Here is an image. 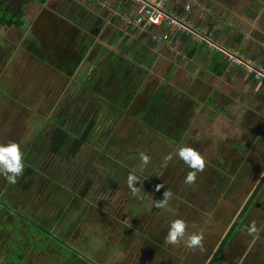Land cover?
<instances>
[{"label": "trees", "instance_id": "16d2710c", "mask_svg": "<svg viewBox=\"0 0 264 264\" xmlns=\"http://www.w3.org/2000/svg\"><path fill=\"white\" fill-rule=\"evenodd\" d=\"M46 1L0 0V27L23 29L29 2L43 4ZM55 24L58 33L47 31L35 22L32 28L34 35L27 50L31 56L47 61L51 67V83L57 81L59 86L71 83L76 86V91L79 87L80 92L71 93V97L65 95L56 104L54 101L51 117L42 123L34 120L32 130L28 126L29 119L33 114L42 116V112L28 107L30 118L23 122L22 129L20 124L9 128L7 133L0 132V143L15 142L20 146L24 163L22 174L14 184L0 175V264H121L117 260L113 263L106 255L115 243L117 251L122 247L131 249L133 239L130 235L138 232L135 229L137 225L140 226L139 233L144 232V240L137 241V244H142L145 251L154 243L156 248H165L169 224L158 218L150 225L142 226L129 216L124 222V216L116 207L119 201L115 194L130 193L127 185L130 173L146 180L139 182L138 179L136 184L139 187L160 193L163 187H156L161 180L163 150L182 145L179 137L187 123L180 119L175 127L170 124L175 118L170 114L175 112L162 107L164 100L160 89H157L153 96L141 100L131 114L134 125L129 135L117 140L123 137L117 135L116 125L119 119L130 116L136 91L139 88L144 90L145 78L141 79L143 75L138 73L140 79L134 81L126 70H120L115 63L118 61L116 56L100 62L103 63L101 69L109 65L108 60L111 62L106 72L94 66L88 76L84 73L75 75L83 61L94 65L100 60L98 57L95 60L99 47L93 45L98 27L88 28L87 38L81 36L79 39L80 32L67 29L63 20L58 18ZM49 47L51 51H48ZM220 55L224 57L223 53ZM224 60L227 65V60ZM123 69L127 68L124 66ZM2 92L0 90V95ZM0 101L3 103L2 99ZM0 105L3 104L0 102ZM12 112L0 109L3 127L12 125L8 122ZM161 119L169 121L164 123ZM142 128L144 131L141 132ZM171 129L173 132L168 133ZM253 131L264 137V124L254 127ZM152 136L157 146L149 151L145 144H150L146 139L151 141ZM141 153L150 158L142 169ZM97 161L104 173L99 181L93 166ZM223 172L226 173L224 169ZM240 180L243 181L242 176ZM172 182L169 183L170 192L175 197L182 196L183 188H174ZM256 199L251 202L230 239L244 226ZM217 217V221H222L221 227L224 225L225 228L231 222L229 218L223 219L222 214L217 213ZM114 228H119L117 233L112 230ZM144 254H141V259L136 258L137 263L134 264H146L142 258ZM250 261L251 258L243 264H250Z\"/></svg>", "mask_w": 264, "mask_h": 264}, {"label": "rangeland", "instance_id": "374dc122", "mask_svg": "<svg viewBox=\"0 0 264 264\" xmlns=\"http://www.w3.org/2000/svg\"><path fill=\"white\" fill-rule=\"evenodd\" d=\"M184 1L186 2L188 0ZM27 13L26 19L28 21L25 25L26 27L23 29L6 26L0 27V44L3 47L11 48V54L8 60H6V64L4 65L5 68L0 75V90H3L0 95V99L3 100V103L2 101L0 102L3 105H0V109L13 111L8 118L9 124L12 125L6 124L3 127L0 124V132L3 133H7V130L9 128L11 129L14 125L21 124L20 127L21 129L23 128V122L30 118L28 107L37 109L38 112L41 110L42 112V116L33 114V117L29 119L28 126L30 130L34 127V120L37 121V123L46 122L47 119L51 117V105L54 101L56 104L58 100H62L65 95L71 97V93L74 95L76 91L74 88L76 86L73 84L72 86L71 83L60 84V86L59 83H56L57 81L51 83V67H49L47 61H42L40 57L36 58L29 54L27 47L34 35L31 24L37 12L35 11L33 13V9H29ZM42 16L43 15H41V18L37 19L36 22L40 23L47 19L45 16L46 19L42 20L45 18ZM49 50L51 51V47H49L48 51ZM180 56L181 55L178 57ZM107 62H109L108 66L112 65L109 60ZM99 64L100 63L97 62V65H90L84 61L77 75L84 73L88 76L92 72L94 66L106 72L108 66H104V69H101L103 63ZM205 64L206 61L203 62V65ZM88 66H90L89 70L86 71ZM252 66L262 73L263 67L261 68L253 64ZM200 70L201 68L196 72L198 73ZM246 71L250 73L248 70ZM252 75L256 78L253 73ZM230 76L235 79L234 75ZM196 78L198 77L194 79L193 76L186 73L184 76L180 75L175 82L180 79L183 82H197ZM199 80L201 79L198 78V81ZM208 80L209 84L215 86L214 88L216 89L211 106L215 111L213 109L211 111V107L209 108V106H206L204 102L195 103L196 105H193V112L199 113L194 115L190 122L184 127L185 130L179 137V144L182 145H174L168 150L166 148L165 151L163 150L161 180L157 182L156 187H159L158 189L163 187L160 189L161 192L159 193V191L153 189L148 190L144 187L143 189L136 184L138 183L137 181L135 183L138 189L136 195H133L132 191H130V193L115 194L116 199L119 201L116 207L119 214L124 216V222H126L128 216L131 220L134 219L136 224L142 226H148L152 222L157 221L158 218L164 219V222L168 224L175 219H182L186 225V234L197 233L205 236L206 233L208 235L210 234V225L216 223L215 219L210 221L212 216H216L217 212H223L225 216L231 219V222L225 226L224 232L226 233L243 209L251 193H253L256 188V185L263 177L264 150L258 148L263 152L262 155H259V153L251 155L250 153L257 149L255 148L256 146L264 144V140L259 136L258 131H253L254 127L258 128L261 124H264V87H255L250 90V85L247 88H245L246 86L242 87V89L241 86L236 85L235 89H231L228 93L224 94L226 97L229 96L231 103L226 104V112H221L219 107L225 105V102H223L225 96L219 93L218 88H223V91H225L230 89V87L225 83L226 79L224 78H210ZM238 81L240 83L242 80L240 79ZM153 82L158 84L159 82L165 83L164 79L158 74L154 77ZM242 83H244V81H242ZM165 87H167V85ZM51 89L57 91L52 92ZM78 89L76 91L77 93L80 92ZM243 90L247 91V93ZM164 92H166L165 88ZM246 95L249 99L244 102ZM206 98L207 97H204V100ZM140 102L141 100H135L130 108V116H124V119H119V123L116 125V133L119 137L123 138H116L117 140L121 141L129 135L130 129L134 125L131 114L136 111ZM46 105L47 107H44ZM160 110L165 109L160 108ZM47 111L48 114L45 115ZM0 119H4L3 116L0 115ZM172 119L174 120H172L170 124L175 127L176 122H179L180 119L177 116ZM161 121L166 123L169 120L161 119ZM188 126H190L189 129ZM173 130L174 129H171L168 133L173 132ZM142 131H144L143 128L141 132ZM261 131L262 130H260V132ZM132 135L135 136L134 134ZM141 137H144V134L141 135ZM146 138H149L148 134ZM147 139L146 142H150V144H145V146L149 151H152L153 146H157L155 145V138L152 136L151 141ZM181 147H191L204 158L205 167L202 171H196L184 164L177 155ZM94 153L95 152H93V154ZM244 153H246V155ZM239 159L240 161H238ZM97 162L93 166L94 173L97 172L99 175L96 177L97 181H99L100 178H102L100 176L104 173L103 167ZM236 167L238 168L237 171L235 170ZM223 169L226 173L223 172ZM190 172L194 173L196 178L193 183L186 184L185 177ZM240 172H242L241 176L244 179L243 181H241L238 176ZM252 175L256 176L253 178ZM139 180V182L146 181L143 179ZM171 180H173L172 185L175 186L174 188L178 186L183 188L182 196L179 195V197H175L174 194L170 192L172 189L171 184H169ZM223 187H225L224 190ZM165 191L171 193L169 201L165 207L158 208L156 207V203L158 200L163 199ZM256 198L257 199L247 214L244 226L231 244L226 247L224 256L221 260H217L219 264L230 263L229 260L235 264L242 260V255L246 251H248V254L241 264L246 260L249 261L250 256H253L250 263L264 259V184L259 189ZM133 199H136V202ZM215 200L217 201L214 203ZM213 206H215V209H213ZM100 219L103 221V218ZM154 225L156 224H153V226ZM104 228L106 229V226ZM139 228L140 226L138 227L137 225L135 229L138 232L134 233V235L130 233V237L133 239L131 249L125 250L126 248L122 247L121 250L117 251L115 250L116 243L114 246L110 247L111 249L106 256L111 258L113 263L117 260L121 261V264H130L132 259L136 260V256L141 259V254H144L145 250L143 246H141L142 244L140 246L137 244V241L144 240V232L139 233ZM118 229L119 228H114L112 230L117 233ZM207 238L210 237L208 236ZM219 242L220 240L218 242H213L210 253L215 252ZM252 243H254V245L250 250L249 247H251ZM177 245H181L182 249L184 247L183 243ZM177 245H173L172 249H175ZM151 246L149 245L147 254L144 257V260L147 261L146 264L150 262H152V264H181L182 260L184 264L188 261L192 253V249H189V251L180 258L174 253L170 254L168 250L171 249H165L162 252L159 248H156L155 243ZM258 246H260L261 249ZM254 249H260L261 253L253 251ZM179 251L180 249L177 252ZM134 263H137V261Z\"/></svg>", "mask_w": 264, "mask_h": 264}, {"label": "crops", "instance_id": "0c3cea01", "mask_svg": "<svg viewBox=\"0 0 264 264\" xmlns=\"http://www.w3.org/2000/svg\"><path fill=\"white\" fill-rule=\"evenodd\" d=\"M102 1L107 2L109 8H102L96 2L88 0H47L43 4L29 2L25 15L26 24L27 12L33 9V13L36 11L37 14L31 24L32 28L37 19L43 15L42 17L46 16L47 19L45 17L43 20H46L40 22L41 27L58 33L55 22L59 18L64 21L67 29L80 32V39L81 36L87 38L88 28L96 25L98 28L93 45H96V48L98 46L100 52L95 55V60L100 58L98 61L100 63L109 56H116L118 61L115 58L114 60L120 70H126L130 76L132 75L134 81L140 79L138 73L143 75L141 79L145 78L143 80L145 91L139 88L133 103L137 99L145 100L153 96L154 92L160 89L164 100L162 107L175 112L170 115L177 116L187 124L194 115L199 113L193 112L195 103L204 102L209 108L212 106L216 89L209 84L210 78L226 79L225 83L230 89L223 91V88H218L223 96L229 90L235 89L236 85L241 86V89L250 85V90L255 87H264V77L254 78L252 73L246 71L244 63L233 64L227 61L226 65L224 57L220 55L224 54V51L237 52L246 64H253L264 69V50L259 55L256 54L258 38L251 35V30L259 34L260 27H264V0H195L184 24L201 36L193 38L186 32L166 29L172 33L178 52L171 51L163 43L154 41L148 30L130 26L121 19L120 16L124 14L137 12L139 5L133 0ZM185 4L184 0H170L166 8L171 16L178 18ZM205 29L210 33L209 35L204 34ZM206 38L209 42L205 40ZM179 55L181 56L178 57ZM204 61H206L205 65H203ZM83 63L84 61L78 70ZM95 64L97 65V61ZM124 66L127 69H123ZM199 68L201 70L197 73ZM77 72L75 75L78 74ZM186 73L194 79L198 77L201 80L198 81L196 78L197 82H183L180 79L175 82L180 75L184 76ZM157 74L164 79L165 83L153 82ZM230 75H234L235 79ZM240 79L244 81V83L240 82L241 85L238 81ZM244 92L247 93V91ZM204 97L207 98L204 100ZM247 99L249 97L246 95L244 102ZM223 102L225 105L219 108L221 112H226V104H230L231 99L225 96ZM210 109L212 111L213 108Z\"/></svg>", "mask_w": 264, "mask_h": 264}, {"label": "clouds", "instance_id": "9594fccd", "mask_svg": "<svg viewBox=\"0 0 264 264\" xmlns=\"http://www.w3.org/2000/svg\"><path fill=\"white\" fill-rule=\"evenodd\" d=\"M179 158L187 167L196 171H202L205 167L204 158L191 147H181L177 152ZM149 156L141 153V169L149 163ZM24 168L23 154L20 146L15 142L0 143V175H3L8 183L14 184L17 178L22 174ZM194 173H189L185 177V183L191 184L195 181ZM138 181V176L130 173L127 176V185L131 189L133 195L138 193V189L134 186ZM159 188V187H158ZM171 193L165 191L163 199L158 200L156 207L163 208L167 205ZM186 225L182 219L173 220L169 226L165 242L169 245H177L183 243L188 249H194L201 246L202 235L197 233L186 234Z\"/></svg>", "mask_w": 264, "mask_h": 264}, {"label": "built area", "instance_id": "2783aa9c", "mask_svg": "<svg viewBox=\"0 0 264 264\" xmlns=\"http://www.w3.org/2000/svg\"><path fill=\"white\" fill-rule=\"evenodd\" d=\"M91 2H96L102 8H109V4L102 0H88ZM139 5L137 12L135 14H124L121 17L126 24L130 26L137 27L142 30H148L154 41L163 43L171 51H177L175 42L173 41V36L170 29L175 32H186L190 34L193 38L200 37L201 35L190 29L184 24L185 18L192 11L193 2L192 0L186 1L183 11L179 14L178 18L173 17L167 11V5L170 0H133ZM113 13V11L111 10ZM118 15V14H117ZM204 34L209 35L207 29L204 30ZM206 41L209 40L206 38ZM224 58L233 64H243L246 66L250 73H253L257 79L264 77V75L253 67L251 64H246L238 56L236 52L224 51Z\"/></svg>", "mask_w": 264, "mask_h": 264}, {"label": "flooded vegetation", "instance_id": "af4514ba", "mask_svg": "<svg viewBox=\"0 0 264 264\" xmlns=\"http://www.w3.org/2000/svg\"><path fill=\"white\" fill-rule=\"evenodd\" d=\"M262 26V25H261ZM260 29H261V33L259 32V34L257 33V31H255V30H251V35L252 36H257V38H258V49H257V51H256V54H260V53H262L263 52V50H264V27H260ZM10 54H11V52L9 51V49H7V47H3L1 44H0V75L2 74V72H3V69L5 68L4 67V65L6 64V60H8V57L10 56ZM22 68V67H21ZM263 135H264V133H263ZM262 139L264 140V137L262 136ZM255 148H257V149H255ZM255 148H253V149H255L252 153H250L251 155H254V154H256V153H259V155H262V151H261V149L262 150H264V144H261V145H259V146H256ZM258 148H261L260 150L258 149ZM245 155H246V153H244ZM250 162H251V160H250ZM251 164V163H250ZM254 172H257V171H254ZM241 173L242 172H240L239 173V175L241 176ZM256 175H257V173H256ZM255 175V176H256ZM264 175V174H263ZM239 176V177H240ZM253 176V178L255 177L254 175H252ZM262 179V178H261ZM244 180V179H243ZM264 184V183H263ZM258 185V184H257ZM256 185V186H257ZM262 187V186H261ZM224 189H225V187H224ZM223 189V190H224ZM255 190V189H254ZM252 194V193H251ZM256 196H257V194H256ZM255 196V197H256ZM254 197V198H255ZM250 198V197H249ZM248 201V200H247ZM218 203V202H217ZM246 204V203H245ZM213 205V204H212ZM216 206V205H215ZM215 206H213L214 208L213 209H215ZM245 206V205H244ZM250 207V206H249ZM249 209V208H248ZM247 209V210H248ZM215 212V211H214ZM247 212V211H246ZM245 212V213H246ZM218 213V212H217ZM218 214H222V218L223 219H226V218H228L227 216H225L224 214H223V212L222 213H218ZM239 215V214H238ZM244 216V215H243ZM216 218H218L217 217V214H216V216H212V218H211V220L210 221H212L213 219H215L216 220V223H214V224H212V225H210V234L208 235L207 233H206V235L205 236H203L202 234V241H201V246H199V247H196V248H194V249H192V253H191V255L189 256V259H188V261L186 262V263H184V264H209V262H210V260H211V258H212V256L214 255V253L213 252H211L210 253V251L212 250L211 249V245L213 244V242H218L219 240H220V242H219V245L221 244V242H222V240H223V238H224V236L227 234V232L229 231V229L231 228V226L229 227V229H228V231L225 233L224 232V225L221 227V222L222 221H217V219ZM237 218V217H236ZM219 219H221V218H219ZM246 219H247V217H246ZM235 221V220H234ZM245 222H246V220H245ZM234 223V222H233ZM232 223V224H233ZM239 224V223H238ZM245 224V223H244ZM238 226V225H237ZM243 227V226H242ZM242 227L239 229V231L242 229ZM236 229V228H235ZM239 231H238V233H239ZM234 232V231H233ZM224 233V234H223ZM237 233V234H238ZM210 237V238H207L208 236ZM223 236V237H222ZM221 238V239H220ZM230 238H231V236H230ZM228 239V241L226 242V244L224 245V247H223V249L221 250V252H220V254L218 255V257L216 258V260L214 261V263L213 264H219V261L217 262V260H221V258L224 256V251H225V249H226V247H228L229 246V244H231V242L236 238V236H234L232 239ZM219 245L217 246V248L219 247ZM253 245H254V243H252V245H251V247H249V249L251 250L252 249V247H253ZM172 246L173 245H170L169 246V244H167L166 246H165V248L163 247V248H161L160 250L163 252L165 249H171V250H168L169 252H170V254L171 253H174L176 256H179L180 258L184 255V254H186L188 251H189V249L188 248H186L185 246L183 247V249L181 248V245H177V247L175 248V249H172ZM259 248H260V246H258ZM217 248L215 249V251L217 250ZM143 249H144V247H143ZM180 249V251L179 252H177L178 250ZM248 249V250H249ZM261 249V248H260ZM254 251V250H253ZM167 252V251H166ZM258 253H261V250L260 251H257ZM213 253V254H212ZM147 254V251H145V254L142 256V258H143V261H144V263L145 262H147L146 260H144V257H145V255ZM247 254H248V251H246V252H244V254L242 255V260L241 261H239V262H237V263H235V264H241L242 262H243V260L245 259V257L247 256ZM176 256H174V257H176ZM186 257V256H185ZM184 257V258H185ZM253 256H251L250 258H252ZM136 258H137V256H136ZM136 260L135 259H132L130 262L131 263H133L134 264V262H135ZM217 262V263H216ZM229 262L230 263H226V264H233V262H231L230 260H229ZM130 263V264H131ZM138 263H140L141 264V262H138ZM149 264H152V262H150ZM162 264V263H161ZM176 264H178V263H176ZM181 264H183V260H182V262H181ZM251 264V263H250ZM254 264H264V261L262 260V259H260L259 261H256V262H254Z\"/></svg>", "mask_w": 264, "mask_h": 264}, {"label": "water", "instance_id": "95a60500", "mask_svg": "<svg viewBox=\"0 0 264 264\" xmlns=\"http://www.w3.org/2000/svg\"><path fill=\"white\" fill-rule=\"evenodd\" d=\"M262 73L264 75V70H262ZM264 183V175L262 177V179L260 180V182L258 183V185L256 186L255 190L253 191V193L251 194L250 198L248 199V201L246 202L245 206L243 207V209L240 211L239 215L237 216V218L235 219L234 223L231 225V228L229 229V231L227 232V234L224 236L221 244L219 245V247L217 248V250L215 251L214 255L212 256L209 264H213L214 261L216 260V258L218 257V255L220 254L221 250L223 249L224 245L226 244V242L228 241V239L230 238V236L232 235L233 231L235 230V228L237 227L238 223L240 222V220L242 219L243 215L245 214V212L247 211V209L249 208L251 202L253 201L254 197L256 196V194L258 193L259 189L261 188V186Z\"/></svg>", "mask_w": 264, "mask_h": 264}]
</instances>
